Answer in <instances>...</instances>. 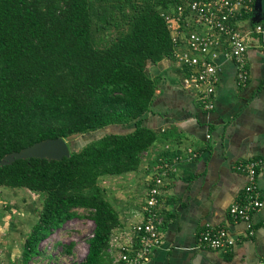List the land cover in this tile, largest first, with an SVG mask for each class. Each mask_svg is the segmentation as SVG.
Returning <instances> with one entry per match:
<instances>
[{"label": "trees", "instance_id": "1", "mask_svg": "<svg viewBox=\"0 0 264 264\" xmlns=\"http://www.w3.org/2000/svg\"><path fill=\"white\" fill-rule=\"evenodd\" d=\"M181 2L0 0V160L47 138L61 137L70 150L59 160L0 164V187L41 197L16 264L55 259L40 243L75 217L94 227L85 256L74 264H111V231L123 222L100 181L136 171L157 137L141 123L157 85L146 65L176 64L164 15ZM129 124L127 132H105L77 149L68 143ZM73 244H61L62 252L71 254Z\"/></svg>", "mask_w": 264, "mask_h": 264}, {"label": "crops", "instance_id": "2", "mask_svg": "<svg viewBox=\"0 0 264 264\" xmlns=\"http://www.w3.org/2000/svg\"><path fill=\"white\" fill-rule=\"evenodd\" d=\"M263 18L264 1L254 0L237 28L248 31ZM217 62L211 110H203L193 91L182 85L183 71L171 59L146 65L157 85L150 112L141 123L155 130L157 137L150 151L143 153L138 171L145 182L144 195L158 159L179 157L165 179L162 241L153 249L149 264L264 262V205L252 214V233L246 222L233 221L228 213L231 204L241 202L246 176L236 166L247 159L262 161L257 183L264 200V41L249 38L244 85L237 83L231 60L220 55ZM189 147L195 156L187 152ZM206 225L226 228L233 247L198 248V234Z\"/></svg>", "mask_w": 264, "mask_h": 264}, {"label": "built area", "instance_id": "3", "mask_svg": "<svg viewBox=\"0 0 264 264\" xmlns=\"http://www.w3.org/2000/svg\"><path fill=\"white\" fill-rule=\"evenodd\" d=\"M182 1L170 13H163L171 39L177 44L174 61L183 71L182 85L193 91L203 110H211L220 68L218 57L222 55L234 63L237 83L244 85L248 79V41L252 37L264 41V18L244 32L237 28V23L252 8L254 0ZM187 152L196 155L191 147ZM178 158L171 161L158 159L137 211V219L127 227L118 226L111 231L108 248L111 264H149L153 249L162 241L161 196L165 179L175 170ZM261 165L262 161L257 158L237 164L236 168L245 173L246 183L241 202L231 204L228 209L230 218L246 222L250 233L252 214L264 205L257 183ZM233 244L226 228L206 225L199 232L196 245L198 248L230 250Z\"/></svg>", "mask_w": 264, "mask_h": 264}, {"label": "rangeland", "instance_id": "4", "mask_svg": "<svg viewBox=\"0 0 264 264\" xmlns=\"http://www.w3.org/2000/svg\"><path fill=\"white\" fill-rule=\"evenodd\" d=\"M182 76L183 73L180 80H182ZM131 127L106 126L82 136H76L68 143L72 149H77L105 132H127L132 129ZM139 167L136 170L137 173L131 171L121 176H108L100 181L105 197L117 210L124 227L129 226L137 219L136 214L143 201L145 182L142 180L143 175L138 174ZM40 201V195L27 188L0 187V264H16L21 251L20 247L37 218ZM78 211L83 212L82 209H78ZM93 227L94 223L88 218L69 219L40 243L41 250L54 256L55 259L48 262L46 259L35 257L28 264H47V262L48 264H74L79 262L86 254L87 239L92 233ZM70 242L74 243L72 253L64 254L61 244Z\"/></svg>", "mask_w": 264, "mask_h": 264}, {"label": "water", "instance_id": "5", "mask_svg": "<svg viewBox=\"0 0 264 264\" xmlns=\"http://www.w3.org/2000/svg\"><path fill=\"white\" fill-rule=\"evenodd\" d=\"M70 150L67 142L61 137L47 138L32 146L22 149L19 152L7 154L0 160V164H7L15 159L21 158H47L59 160L64 156H69Z\"/></svg>", "mask_w": 264, "mask_h": 264}]
</instances>
